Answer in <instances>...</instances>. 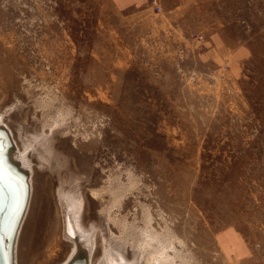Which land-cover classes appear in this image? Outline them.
Listing matches in <instances>:
<instances>
[{"label":"rangeland","instance_id":"1","mask_svg":"<svg viewBox=\"0 0 264 264\" xmlns=\"http://www.w3.org/2000/svg\"><path fill=\"white\" fill-rule=\"evenodd\" d=\"M0 118L33 167L16 264L68 259L63 193L90 264L148 220L185 264H264V0H0Z\"/></svg>","mask_w":264,"mask_h":264},{"label":"bare ground","instance_id":"2","mask_svg":"<svg viewBox=\"0 0 264 264\" xmlns=\"http://www.w3.org/2000/svg\"><path fill=\"white\" fill-rule=\"evenodd\" d=\"M31 167L26 152L19 150L11 131L0 118V264H16L17 241L25 215L30 210L33 193ZM75 197L63 193L59 198L65 223L64 235L72 242L69 257L62 264H90L94 235L91 229L83 228L81 201ZM149 223L150 220L140 241L133 242V260L125 259L120 252L105 249L104 259L97 264H185L186 260L174 245L175 238L156 232ZM47 233L53 234L54 230ZM163 234L165 238L169 236L168 240L163 238Z\"/></svg>","mask_w":264,"mask_h":264},{"label":"crops","instance_id":"3","mask_svg":"<svg viewBox=\"0 0 264 264\" xmlns=\"http://www.w3.org/2000/svg\"><path fill=\"white\" fill-rule=\"evenodd\" d=\"M146 1H148V0H146Z\"/></svg>","mask_w":264,"mask_h":264}]
</instances>
